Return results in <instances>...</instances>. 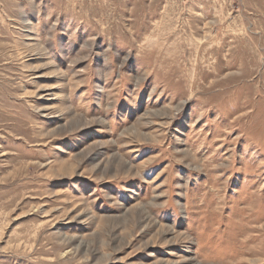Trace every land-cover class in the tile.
Wrapping results in <instances>:
<instances>
[{"label":"rangeland","instance_id":"374dc122","mask_svg":"<svg viewBox=\"0 0 264 264\" xmlns=\"http://www.w3.org/2000/svg\"><path fill=\"white\" fill-rule=\"evenodd\" d=\"M0 264H264V0H0Z\"/></svg>","mask_w":264,"mask_h":264}]
</instances>
